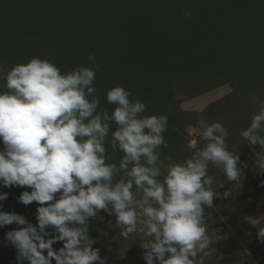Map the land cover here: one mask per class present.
Segmentation results:
<instances>
[{"label":"clouds","instance_id":"9594fccd","mask_svg":"<svg viewBox=\"0 0 264 264\" xmlns=\"http://www.w3.org/2000/svg\"><path fill=\"white\" fill-rule=\"evenodd\" d=\"M184 15L192 13L185 10ZM88 60L95 65L93 54ZM0 74L5 80L0 88V185L30 189L17 200L25 206L37 203L35 225L15 211L0 210V228L19 225L5 233L16 264H105L88 232L90 218L101 210L115 215L109 226L120 229L124 239L138 234L146 264H205L213 244L205 209L218 195L209 165L234 185L243 174L220 122L200 119L195 132L204 145L196 148L192 140L189 157L173 161L169 156L165 164L158 149L167 147V115H144L145 103L130 99V91L119 85L106 91L111 113L100 109L94 66L62 73L51 60L32 57L7 70L0 65ZM253 100L259 111L240 136L264 150V98ZM109 136L112 152L123 153L118 165L107 162ZM254 163L264 174V151L255 152ZM7 198L0 192V201ZM247 219L253 227L264 221ZM257 239L264 242V226ZM56 242L63 246L54 249Z\"/></svg>","mask_w":264,"mask_h":264},{"label":"rangeland","instance_id":"374dc122","mask_svg":"<svg viewBox=\"0 0 264 264\" xmlns=\"http://www.w3.org/2000/svg\"><path fill=\"white\" fill-rule=\"evenodd\" d=\"M213 1H140L142 9H148L147 14L149 7L156 8L155 15L171 25V32L163 42H155V50L162 51L164 47L180 56L176 77L171 81V102L151 104L156 114L167 115L170 125L164 137L167 147L158 151L165 164L169 156L173 161L189 157L194 151L192 140L197 141L196 148L205 143L195 132L200 119L220 122L227 129L228 149L239 155L238 167L243 174L240 184L234 185L215 166L209 165L208 172L214 177L213 188L218 195L213 199V207L205 211L208 234L213 240L211 256L205 264H264V242L257 239L258 228L264 226V221L253 227L247 219L264 218V174H258L254 163L255 152L264 150L240 136L250 125L253 114L259 111L253 97L264 98V0H219V5L228 2L219 19L204 14L206 7L213 12L209 3ZM134 4L122 0L118 6L121 9ZM185 10L192 13L190 18L184 15ZM231 14L234 16L229 17ZM17 31L18 37L23 36ZM27 36L31 37L28 32ZM23 42V37L19 38V43ZM54 42L51 40L58 48L56 43L60 42ZM178 112L189 115L176 116ZM221 183L223 186L217 187ZM225 191L231 195L224 197ZM35 207H29L28 212L35 214ZM29 216L36 223L35 215ZM114 222L115 215L103 210L96 218H90L88 232L96 241L92 247L99 249L105 264H146L138 234L124 239L120 229L109 226ZM48 232L49 236L54 234L51 228ZM1 244L0 264H16L15 249L7 241L5 246ZM62 246V242L53 244L54 249Z\"/></svg>","mask_w":264,"mask_h":264},{"label":"trees","instance_id":"16d2710c","mask_svg":"<svg viewBox=\"0 0 264 264\" xmlns=\"http://www.w3.org/2000/svg\"><path fill=\"white\" fill-rule=\"evenodd\" d=\"M140 1L129 0L135 2V6L120 9L118 5L122 0H0V65L7 70L17 63L39 57L51 60L62 73L80 65L94 66L96 78L93 83L100 109L111 113L114 106L107 103L106 91L119 85L130 91V99L139 98L145 103L144 115L156 114L152 103L168 104L172 100L171 81L176 77L180 56L164 47L162 51L155 50V42H163L171 32V25L155 15L156 8L149 7L150 14H147L148 9H142ZM209 3L213 12H220L213 13L206 7L204 14L221 18L228 2L223 5H219V0ZM212 17L210 19H214ZM17 30L23 36L18 37ZM6 31L9 34H4ZM26 32L30 38H25ZM22 37L24 42L19 43ZM51 40L60 42L56 43L59 47L51 44ZM89 54L95 56V65L88 60ZM4 85L5 80L0 74V88ZM186 115L189 114H176ZM115 127L113 123L112 128ZM166 133L167 130L164 137ZM110 139L109 136L107 162L118 164L123 153L112 152ZM160 150L164 151V146ZM24 190L30 189L0 185V192L8 193V198L0 201V210L15 211L35 225L33 216H29L34 214L28 210L37 203L25 206L17 200ZM17 227L19 225L11 224L0 228L2 246H5V233Z\"/></svg>","mask_w":264,"mask_h":264}]
</instances>
